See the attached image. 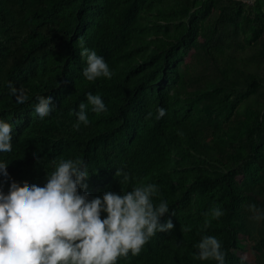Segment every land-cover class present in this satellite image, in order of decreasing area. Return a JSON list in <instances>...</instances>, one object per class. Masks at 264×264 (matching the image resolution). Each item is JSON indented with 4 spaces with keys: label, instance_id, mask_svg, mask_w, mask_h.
I'll return each mask as SVG.
<instances>
[{
    "label": "rangeland",
    "instance_id": "1",
    "mask_svg": "<svg viewBox=\"0 0 264 264\" xmlns=\"http://www.w3.org/2000/svg\"><path fill=\"white\" fill-rule=\"evenodd\" d=\"M55 13L72 27L84 18H105L111 27L123 20L127 42L114 57L116 73L136 89L143 118L163 101L166 126L181 139L180 144L159 140V162L137 186H158L153 202L166 201L169 206L159 222L171 220L174 225L171 231L159 232L163 244L158 250L149 241L143 246L145 258L139 264H207L211 260L195 258L194 247L206 235L216 237L222 247L235 236L239 264H264V70L257 75L248 72L246 80L233 82L222 59L216 62L210 54L234 57L229 40L235 37L241 49L238 56L247 65L256 45H260L258 59L264 62V0H65ZM37 18L31 15L28 20ZM70 65L46 55L27 75V84L62 81ZM252 79L258 82L255 89L249 87ZM248 100L256 105L241 109ZM97 116L90 115L101 123L107 119ZM108 119L113 122L111 129L121 133V123ZM8 120L23 122L12 114ZM250 129H256L252 137ZM121 135L133 137L127 132ZM255 146L256 155L248 159ZM229 169L234 171L238 199L236 214L225 228L222 216L213 219L210 212L213 207L222 210L217 199L221 188L193 186L196 178Z\"/></svg>",
    "mask_w": 264,
    "mask_h": 264
},
{
    "label": "trees",
    "instance_id": "2",
    "mask_svg": "<svg viewBox=\"0 0 264 264\" xmlns=\"http://www.w3.org/2000/svg\"><path fill=\"white\" fill-rule=\"evenodd\" d=\"M63 1L0 0V121L13 127L12 150L0 152V162L8 164V177L0 175V191L7 194L12 181L21 186L27 182L42 187L47 182V175L54 170L52 161L80 159L89 174L84 181L87 188L79 189L81 193L87 192L89 200L102 197L106 191L119 195L137 187L158 164L160 139L178 144L181 139L175 131L167 128L165 115L156 119L157 109L164 108L163 101L153 108L150 117L143 118L138 109L139 95L134 94L136 89L116 73L114 57L127 42L123 20L111 27L105 18L95 21L84 18L72 27L55 13ZM31 15L39 18L30 21L28 17ZM88 25L89 29L85 30ZM79 37H83L84 47L95 50L98 56L103 57L113 73L110 79L100 77L90 82L84 78L82 70L86 61L79 55ZM237 45V38H230L229 53L234 56L231 59L225 55L218 56L213 51L209 53L216 62L221 63L222 59L231 81L242 82L247 79L248 72L257 75L259 70H264V62L258 59L260 45L250 49L251 61L248 65L238 56L241 49H237ZM46 55H55L59 60L72 64L68 67V74L62 81L57 78L50 83L38 80V85L29 86L27 75L33 74L39 59ZM249 87L257 88L258 82L252 79ZM13 89L17 90L16 94H13ZM20 91L27 96L24 103L17 102ZM89 92L102 98L107 111L95 113L88 105L89 123L86 126L81 123L77 131L73 128L77 123L75 113L79 111L81 102L87 104L86 94ZM39 96L52 98L53 110L43 119L34 110ZM249 105L253 107L256 103L248 100L241 109ZM10 114L22 118L23 122H10ZM93 114L103 120L107 116V119L101 123L97 118L90 117ZM111 117L121 123L122 132L133 137L123 138L122 132L112 130L113 122L108 119ZM136 125L139 128L135 130ZM255 133L256 129L249 130L251 137ZM252 150L248 159L256 155V146ZM117 169L127 173L129 181L125 182L122 175L115 177ZM233 173V169H229L220 175L199 177L193 186L199 190L221 188L217 199L222 202L225 228L229 227L236 214L238 198ZM105 217L106 213L102 212L101 218ZM239 230L243 231L241 227ZM149 242L158 250L163 244L162 234L157 232ZM235 249L236 239L232 236L222 247L226 252L225 264H239L240 258ZM144 258V251L137 256L129 253L126 258L118 259L116 264H139ZM207 264L216 262L211 260Z\"/></svg>",
    "mask_w": 264,
    "mask_h": 264
},
{
    "label": "clouds",
    "instance_id": "3",
    "mask_svg": "<svg viewBox=\"0 0 264 264\" xmlns=\"http://www.w3.org/2000/svg\"><path fill=\"white\" fill-rule=\"evenodd\" d=\"M78 45L79 55L86 61L84 78L90 82L100 77L110 79L113 73L103 57L84 47L83 37L78 38ZM86 99L87 104L81 102L75 113L77 123L73 128L77 131L81 123H89L88 105L95 113L107 111L99 95L89 92ZM26 100L20 91L17 102ZM37 100L34 110L43 119L53 110L52 98L39 96ZM164 115L165 109H157V120ZM12 131L11 124L0 121V152L12 150ZM7 165L0 162V175L4 177H8ZM52 165L54 170L47 175L44 186L27 182L21 186L12 181L7 194L0 191V264H116L129 253L139 255L157 232L173 229L171 220L163 225L159 222L169 206L166 201L153 202L157 185L133 187L119 195L106 191L102 197L89 200L87 192L79 191L87 188L84 181L89 175L82 160L52 161ZM121 175L129 181V175L117 169L115 177ZM249 208L255 210L254 205ZM102 212L106 213L103 219ZM210 212L213 219L224 214L219 207ZM209 223L206 220L205 227ZM194 247L198 250L195 258L225 264L226 252L216 237L203 236Z\"/></svg>",
    "mask_w": 264,
    "mask_h": 264
}]
</instances>
